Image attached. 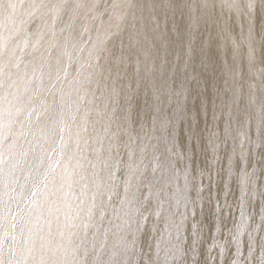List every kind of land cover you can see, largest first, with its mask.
<instances>
[{"label": "rangeland", "instance_id": "1", "mask_svg": "<svg viewBox=\"0 0 264 264\" xmlns=\"http://www.w3.org/2000/svg\"><path fill=\"white\" fill-rule=\"evenodd\" d=\"M49 1L53 11L44 24L37 5L22 8V24L15 40L4 48L12 53L0 61V264H29L32 258H43L40 250L48 239L49 224L47 213L39 206L55 203V183L64 198L57 207V252L43 258L42 264H132L134 233L139 230L145 238L137 264H199L203 254L197 237L204 226L202 214L206 208H213L219 217L226 202H230L227 250L220 251L222 231L213 226L210 233L202 235L206 264H264V109L259 104L264 98V40L260 39L264 36V9L259 4L254 8L257 42L250 51L243 43L248 29L243 13L238 17L222 7L216 10L215 18L221 25L223 21L228 24L230 37L225 40L222 27L218 30L215 25L197 21L203 11L202 3L196 0H159L156 6L150 0ZM141 17L146 20V28L135 20ZM193 21H197L195 28ZM167 25L175 34L182 33L181 46L172 51L168 48ZM209 29L223 38L217 50L235 76L231 80L223 75L222 94L229 95L228 86L232 85L241 89L236 103L248 101L246 132L220 100L222 125L231 129L230 140L222 148L224 161L226 157H241L247 145L252 151L250 160L240 162L239 167L223 161L212 168L206 153H201L209 142L201 138L196 140L200 151L196 159L189 152L178 155L181 142L190 136L189 132L181 133L179 125L185 114L192 113L194 87L207 83L197 73L204 59L197 45L203 49ZM36 35L37 42L33 40ZM107 49L120 58L126 59L130 52L137 56L133 76L154 95L155 125L141 129L137 139L143 144L139 152H144L145 158L132 166L135 158L125 149L132 145L128 139L136 126L124 128L117 118L120 103L112 111L106 109L102 147L91 161L104 156L108 162L116 156L121 158L122 172L112 178V183H103L102 177H110L106 166L89 179L90 186L82 184L74 189L67 150L77 146L74 134L82 122L87 79L97 62L100 69L106 68L100 59ZM115 89L132 91L133 87L118 78ZM112 99L109 95L105 105ZM93 104L99 106L100 101L93 97ZM209 120L201 129L205 137L214 133ZM120 133L127 141H119L117 150L121 151L116 152L114 145ZM155 146L159 147L157 163ZM194 160L201 170L196 180L189 170ZM147 163L156 164L153 172L158 171L150 182L145 179L150 168ZM61 174L65 175L62 181ZM216 175L223 177L218 191L212 186ZM86 189L90 195H85ZM71 190H77L80 200V222L71 213ZM143 212L150 215L144 230L136 220ZM74 219L77 222L71 224ZM70 238L76 239L71 249L67 245ZM254 246L258 249L256 256Z\"/></svg>", "mask_w": 264, "mask_h": 264}, {"label": "bare ground", "instance_id": "2", "mask_svg": "<svg viewBox=\"0 0 264 264\" xmlns=\"http://www.w3.org/2000/svg\"><path fill=\"white\" fill-rule=\"evenodd\" d=\"M150 1L152 6H156L159 0ZM48 2L50 3L49 0H0V61L4 60V58H7L12 53V50L4 51V48L15 40L16 32L20 28V23L22 24L21 16L19 15L22 8L27 7L30 4L37 5L41 13V21L44 24L48 22V17L53 11V8L50 4H48ZM206 9L207 5L202 3L201 10L204 12ZM129 18L132 19L131 16H129ZM135 20L140 21L142 28H146V20L144 17H141L140 20L139 18H135ZM167 30L169 37L168 48L170 51L178 49L181 46L182 33L179 31L175 34L173 27L169 25H167ZM213 36L215 37L214 39L212 38ZM229 37L230 36L225 35L224 38L226 40L229 39ZM33 40L37 42L39 40V36H33ZM221 41H223V38H221L218 34L211 32L209 29L203 46V49L207 47L209 57L208 60L203 59L204 63H201L197 68V73L206 79L207 83L195 85L194 92L196 94V99L192 105V113L185 114V119L182 125H179V131L181 133L189 132L190 136L184 138L183 142H181L182 144L178 155L180 154L179 156L182 157L184 154L189 152L193 153L194 159H196L198 156L197 154L200 152L196 149V140L201 138L202 141L209 142L207 144V148L202 150L201 153H206L204 156L209 159L208 163H210L212 168H216L217 165L219 167L225 160V153L222 148H224L227 140H230L231 137V129L224 128L222 125L224 113L220 110V100H224L227 107L231 109L230 111L232 115L238 117L244 130L246 132L249 130V121L247 116L248 101L247 99H242V101L236 103L237 95L240 94L241 89L230 85L228 86L230 88V93H228L229 95H223V91H221L224 88V84L222 82L223 75L232 78L231 80L235 79L233 71L222 62L220 53L217 50V45L221 43ZM261 48V56L264 58V45ZM238 57H241L239 52L237 53V58ZM137 59L138 58L134 52H130L128 57L125 59L122 57L120 58V56L113 54L112 51L107 49L102 54L100 59V63H104L106 68L100 69L97 62V67L93 72V75L87 79L88 83L86 84L87 88L83 99V112L80 116L82 122L74 134V137L77 138V146L67 150V155L70 159L68 170L71 174V178L73 179V183L75 184L73 186L74 189L81 188L82 184L90 186L91 182L89 179L97 170L103 169L106 166L109 167L108 171H110V177H108V179H105L106 177H102L101 179L103 183L104 181L109 184L112 183L114 180L112 178L122 172L120 166L121 158L116 156L108 162L104 156H101L100 158L95 157V159L91 161L95 156V152L102 147V132L107 127L105 121V110L108 108L111 111L114 110L118 103H120L121 108L118 111L117 118L120 122H122L124 128L131 125L136 126L134 128L135 133L130 139H128L131 140L132 145L125 149L131 158H135V161L132 162V166L145 158V153L139 152L143 149V144H140L137 138L140 136L141 129L143 127L155 125L152 105L154 95L151 91L149 92L147 89L142 88L138 84L137 78L133 76V70L137 66ZM209 61L211 65L210 71H206L205 69L208 67ZM182 68L183 66L180 65L179 69ZM118 78H121L125 84H130L133 87L132 91L123 90L118 92L115 89ZM109 95H112L113 99L109 105H105ZM221 96L222 98L219 99ZM93 97H96L100 101L99 106H94ZM259 104L261 105V108L264 109V98L259 101ZM211 116L212 119L209 120L208 118ZM207 120H209L212 125V132L214 131L212 137H205L201 135L202 125L204 122H207ZM262 127L264 130V121L262 122ZM218 130L220 132H218ZM155 139L156 138L153 137L152 141L154 142ZM119 141L121 143H126L127 138L124 133H120L119 138L115 142L114 150H116V152L121 151L117 150ZM155 147L156 153L154 157L156 159L155 163H157L159 159V147ZM100 151L101 150L98 152ZM104 152L105 150L103 149V153ZM83 155H86L88 160H85ZM251 156L252 151L248 149L247 145L246 151L242 153L241 157H226V161L224 162L229 165L239 167L240 162H248ZM171 159L173 158L171 157ZM145 165L150 167L145 178L150 182L155 178V175H158V171L153 172V168L156 167V164H152V166H150V164L147 163ZM189 170L191 171L192 178L194 180L201 177L200 166L195 160L194 164L191 162V168H189ZM59 178L60 181H62L65 178V175L61 174ZM221 185H223V177L216 175L212 186L216 191H218ZM89 191V189H86V196L90 195ZM111 191L116 192L117 190L112 188ZM53 192V199L55 203L51 205L39 206V209L44 210L47 213L49 224L47 229L48 239L46 240L43 248L40 250L43 258L57 252V246L54 244V238L60 233L58 227L59 216L57 215V207L64 202V198L57 183L53 186ZM76 192L77 190H71L69 193V197L73 203L71 213H75V218L80 222L83 219V216L82 212L78 209L80 200L77 198ZM214 196L217 197L218 194L215 193ZM100 203H102V201H100ZM229 204L230 202H226L224 204V212L219 217H216L213 208H206L204 210V213L202 214L204 226L197 237L199 249H201V254H203L200 257L199 264H206L204 253L207 255L205 247L206 244L202 240V235L210 233L213 226H217L219 229L221 228L222 235L218 242V247L221 252H226L227 244L225 236L227 233V222L230 217ZM101 205H99L100 208ZM76 219L71 220V224L73 221L77 222ZM136 220L141 224L144 230L147 226L146 223L150 220V215L146 212L140 213ZM88 228V235L91 236L93 234V229L91 226ZM144 238L145 233L142 234L141 230L134 233L133 241L135 243V249L131 252L132 264H137L138 253L143 250L144 243H142V240ZM78 242L82 243V240L78 238ZM75 244V238H70L67 242L69 249H71ZM252 251L254 256H256L258 253L257 247L254 246ZM42 259L32 258L29 264H42V262H40Z\"/></svg>", "mask_w": 264, "mask_h": 264}, {"label": "clouds", "instance_id": "3", "mask_svg": "<svg viewBox=\"0 0 264 264\" xmlns=\"http://www.w3.org/2000/svg\"><path fill=\"white\" fill-rule=\"evenodd\" d=\"M198 3H204L207 5L206 11L200 13L197 17V21L203 22L209 26L215 25L218 30H221L228 35L230 34L228 32V24L227 21H223V24L221 25V21L217 18H215V13L218 8H223L224 11H227L229 13L234 12L238 17L241 13L246 17L247 20V36L245 37L243 43L251 49L254 47V45L257 42V38L253 31V14H254V8L256 4H259L262 9H264V0H196ZM197 21H193V28H195V25ZM215 38L214 36L212 37ZM261 40H264V36L260 38ZM210 43V41H209ZM197 52L199 55L204 57L205 60H208L209 53L207 47L204 49H200L199 45H197ZM202 63L204 61L202 60ZM210 61L208 64V67L205 69L206 71H210Z\"/></svg>", "mask_w": 264, "mask_h": 264}]
</instances>
